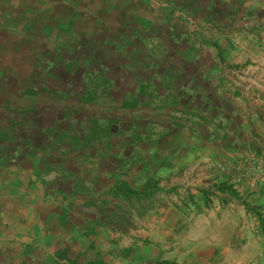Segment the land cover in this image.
Instances as JSON below:
<instances>
[{
  "label": "crops",
  "instance_id": "obj_1",
  "mask_svg": "<svg viewBox=\"0 0 264 264\" xmlns=\"http://www.w3.org/2000/svg\"><path fill=\"white\" fill-rule=\"evenodd\" d=\"M110 1L0 0V128L13 126L12 112L35 109L34 121L16 120L58 149L8 144L19 158L0 165V264H264V186L256 176L235 184L239 162L264 158V0ZM107 2L112 17H105ZM217 10L226 14L214 26ZM223 18L224 30L217 27ZM193 24L207 37L193 38ZM127 25L135 37H120ZM240 28L243 39L235 34ZM95 39L106 52L115 40L114 77L133 78L139 99L135 126L118 118L117 103L99 102L102 128L117 116L114 133L127 129L113 139V152L106 143L76 148L68 133L61 143L66 127L80 122L74 117L57 126L63 107L53 100L48 111L35 93L39 81L59 84L57 76L38 73L44 56L49 70L71 54L88 59L67 45ZM123 86L114 95H123ZM84 131L90 135L89 127ZM133 131L142 136L139 151L121 168ZM150 181L169 201L159 214L147 212L135 233L123 226L126 218L135 223L123 204L136 200L112 193L125 182L140 193Z\"/></svg>",
  "mask_w": 264,
  "mask_h": 264
},
{
  "label": "trees",
  "instance_id": "obj_2",
  "mask_svg": "<svg viewBox=\"0 0 264 264\" xmlns=\"http://www.w3.org/2000/svg\"><path fill=\"white\" fill-rule=\"evenodd\" d=\"M108 34L109 36L106 39H109L110 37V33ZM95 40H93L92 43L87 42L85 44H81L80 42H77L67 45L70 49L72 47L78 52H85L88 59L83 60L84 57L81 58L75 54H71V58H65L68 54L64 52L65 46H61L59 54L62 55L63 59L65 58V62L63 63V60L62 62L59 61L57 63L58 65L54 64L52 69L49 70V68H47V56H44L42 64L40 65V72L38 73L42 74V77L47 78L48 80H51L50 76H57L59 84H56L54 88H52L51 86L54 84L46 83V87H44L41 85L42 82L39 81L37 91H35V93L38 97H40L39 99L41 102H39V104H44L48 111L51 110V101L53 100L58 101V108L63 107V116L55 122L57 126L60 123H67L68 120L70 121V119L74 117L80 122V125L73 123L71 126L66 127V132H64L61 137V143H65L67 142L66 140L70 139V137L67 136L68 133L70 136H74L71 143L76 148L78 145L83 147L85 144L89 146L98 145L97 147L99 148V146L102 147L106 143L109 146V151H111L112 148L110 147H112L113 139L123 134L124 130L127 129H124L123 127L119 128L118 135L112 132V126H116L118 122L117 116H113L112 118L115 120L111 121L106 127L102 128L100 126L99 120L102 119L103 114V109L99 104L100 100L106 96V99L111 100L112 103H117L118 118L120 119L121 116H124L132 123V121L135 120V116L133 114L135 109L138 107L139 99L135 98V80L133 78L124 79L123 76L117 78L114 77L120 69L118 66H114V55L110 50L111 48L112 50L115 49V40L110 41V47H107V52L105 48H100L98 46L99 44L97 42H99V39ZM49 50L51 49L49 48ZM55 53H57V50H54L52 55H55ZM62 63L63 67L61 68L60 66ZM33 82L35 84L36 80ZM120 84L124 85L123 87H126L127 89L123 91V95H120V93L119 95L117 93L114 95V88L116 89V86H119ZM142 89L145 90L139 95V97L141 100H146L147 88L142 86ZM41 91L43 94H41ZM126 92H128V95L125 94ZM67 107L70 109L68 110ZM34 110L29 112H12L11 118L12 121H14L13 126L10 128H0V165L3 161H8V163L18 161L19 153L14 151L15 148L18 149V142L21 143L22 146L24 145V147H28L33 151L40 150L41 148L47 146L52 152H58V149H56V143L44 139V141H42V138H39L33 133V128L26 126V124L22 126V122L16 120L23 117L27 122L34 121L38 117V114L35 113ZM122 110H126V114L124 113L122 115ZM49 119L52 121L54 116L49 115ZM133 125L135 126L134 121ZM57 126L45 129L44 133L47 131L49 134H53L57 130ZM88 127L90 135L83 137L85 132L84 130ZM114 128L116 129V127ZM76 133L79 135V137L77 136L78 138H75ZM132 136V143L128 142L127 145H125L127 147L126 152L129 156L125 157V160L121 163V168H126L127 164L129 165L131 163L130 159L132 157L135 159V156L131 155V151L135 150V141L142 140V136L140 137L139 134L135 135V131H133ZM25 137H28V139L20 142V138ZM62 139L66 140L62 141ZM78 139L80 140L79 142ZM11 141L12 143H15V148L13 147L12 150L9 151L10 148L8 144ZM155 193H157V185L150 181L149 184L145 186V189L140 193L133 191L130 184L125 182L120 183L116 187V191L112 194L117 198H123L126 200L134 199L136 201H144L153 196ZM0 212L2 214L5 213L4 210H0ZM68 262L72 261L68 260Z\"/></svg>",
  "mask_w": 264,
  "mask_h": 264
},
{
  "label": "rangeland",
  "instance_id": "obj_3",
  "mask_svg": "<svg viewBox=\"0 0 264 264\" xmlns=\"http://www.w3.org/2000/svg\"><path fill=\"white\" fill-rule=\"evenodd\" d=\"M110 1V0H109ZM111 2V4H113V0H111L110 1ZM110 2H107V5H109V7H107V11H105V14H106V16L105 17H109V16H114L116 13L115 12H110V9H111V5H110ZM187 2L189 3L190 2V0H187ZM115 11V10H114ZM174 12L175 13V10H170L169 11V13H167V16L169 17V18H171L173 15L171 14V12ZM225 11H221V13H220V11H218L217 10V12H216V14L215 13H213V16L212 17H210L211 18V20H212V22H211V24H213L214 26H216V24H215V19H216V17L217 18H220L222 15H225L226 13H224ZM126 19H128V21H130V18H127V17H124V20H126ZM141 21H144V20H141ZM148 22V21H147ZM146 21H145V23H147ZM183 22H185V18H183ZM222 22V23H221ZM130 23V22H129ZM186 23V22H185ZM131 24V23H130ZM217 24H218V28L219 29H226V25H227V19H225V18H223V19H218L217 20ZM149 25H150V23L149 24H145V29L148 27V28H150L149 27ZM223 25L225 26V27H223ZM128 28H130V25H127L126 27H124L123 28V32L121 33V35H120V37L122 36L123 38H130V37H135V34L132 32V30L131 29H128ZM145 29H144V31H145ZM200 30V27H199V24L198 25H195V24H193L192 25V31L190 32V34H192V36H193V38H196V37H200L201 38V36L200 35H202L203 37H207V36H205L204 35V31H202L201 30V32L203 33V34H198L197 32ZM144 31H142V33L144 32ZM243 28H240V31H237L236 30V32H235V34H236V36H238V37H240V38H242V36H243ZM144 34V33H143ZM205 34H206V31H205ZM255 34L257 35V38L259 39V32H255ZM219 35V34H218ZM177 37V36H176ZM186 37H189V36H186ZM243 39V38H242ZM210 43V42H209ZM109 47H110V45H109ZM196 50V49H195ZM203 50L205 51V53H207V54H210L211 53V49L210 48H203ZM207 50V51H206ZM192 55H196V54H193V53H187V55L186 56H188V57H190V56H192ZM193 56V57H194ZM248 67V65H244V66H237L236 67V69H235V71L237 72V73H241V72H243V70H245V67ZM246 67V68H247ZM124 69H127L125 66L123 67ZM175 81V80H174ZM154 91H155V89H153ZM143 91L141 90L140 91V94L142 93ZM105 100H107L106 102H104V103H106V104H109V106H113L112 105V101L111 100H108V99H106V96L105 97H103ZM121 118V120H125L126 118L125 117H123V116H121L120 117ZM114 127H116V126H112V132H115V128ZM153 137L152 136H150V137H148V138H146V140H148V139H152ZM111 148V147H110ZM134 148V147H133ZM132 148V149H133ZM115 150V148H114V146H112V150H111V152H113ZM127 151V150H126ZM138 148H136L135 150H132L131 151V154L132 155H134L135 156V153L137 154L138 153ZM133 152V153H132ZM132 189V188H131ZM155 199L153 200H148V201H142V202H134L133 203V205H132V207L131 206H129L128 204H123V210L127 213V214H132V215H134V217H135V223H134V221L132 220V221H130L128 218H126V220H125V222H124V224H123V226L125 227V228H129V229H134L135 230V233H137V232H140L144 227H145V222H146V217H147V212H149V211H151V210H156L157 212H156V214H159V212L160 211H162V209H163V207H165V204H166V202L167 201H169V197L164 193V194H160V195H157V194H155Z\"/></svg>",
  "mask_w": 264,
  "mask_h": 264
},
{
  "label": "built area",
  "instance_id": "obj_4",
  "mask_svg": "<svg viewBox=\"0 0 264 264\" xmlns=\"http://www.w3.org/2000/svg\"><path fill=\"white\" fill-rule=\"evenodd\" d=\"M219 170L226 174L230 173V167L220 166ZM238 173L235 184L242 186V184L253 177H257L260 184L264 186V158L258 155H249L243 159L236 167Z\"/></svg>",
  "mask_w": 264,
  "mask_h": 264
}]
</instances>
